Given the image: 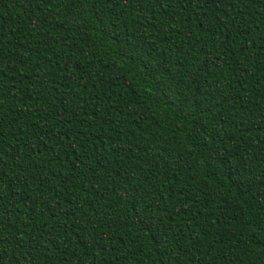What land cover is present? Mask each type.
<instances>
[{"label":"trees","instance_id":"1","mask_svg":"<svg viewBox=\"0 0 264 264\" xmlns=\"http://www.w3.org/2000/svg\"><path fill=\"white\" fill-rule=\"evenodd\" d=\"M262 196L264 0H0V264H264Z\"/></svg>","mask_w":264,"mask_h":264},{"label":"snow or ice","instance_id":"2","mask_svg":"<svg viewBox=\"0 0 264 264\" xmlns=\"http://www.w3.org/2000/svg\"><path fill=\"white\" fill-rule=\"evenodd\" d=\"M66 2H71V0H66ZM92 0H76L77 4H82V3H87V4H91ZM221 87H223V85H221ZM210 110V109H209ZM203 111V109H202ZM181 112H183V107L181 106ZM195 118H193L194 120ZM260 202H261V206L264 207V196L260 197ZM260 245H261V249L264 250V240L260 241Z\"/></svg>","mask_w":264,"mask_h":264}]
</instances>
